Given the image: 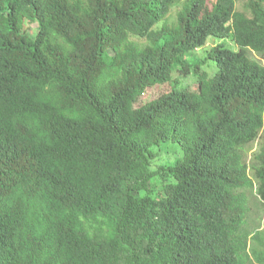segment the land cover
<instances>
[{
  "label": "trees",
  "instance_id": "trees-1",
  "mask_svg": "<svg viewBox=\"0 0 264 264\" xmlns=\"http://www.w3.org/2000/svg\"><path fill=\"white\" fill-rule=\"evenodd\" d=\"M238 1L0 0V264L250 263L264 0ZM209 38L236 46L213 77L183 61ZM165 143L183 157L152 170ZM255 160L264 203V143Z\"/></svg>",
  "mask_w": 264,
  "mask_h": 264
},
{
  "label": "rangeland",
  "instance_id": "rangeland-1",
  "mask_svg": "<svg viewBox=\"0 0 264 264\" xmlns=\"http://www.w3.org/2000/svg\"><path fill=\"white\" fill-rule=\"evenodd\" d=\"M212 2L215 0H211ZM244 3L245 0H239L236 4L237 11H244ZM181 6H174L170 14L168 15L167 22L169 24L175 23L177 13L180 11ZM161 27V24L158 25V28ZM132 41L143 44L145 41L139 38H132ZM226 42L232 48L236 49V46L232 44L231 41H222L216 38H209L206 45L203 47L187 54L183 57V61L186 62L188 65L200 64L202 69L207 71L210 77H213L215 74V66L211 61L208 59L209 52L212 48L216 47L217 45ZM249 57L254 61H257L264 65V55L249 52ZM174 80L179 83V88H186L190 85H197L198 77L196 74H188L185 75L180 72V68H176L173 73ZM264 143V130L260 133L259 139L250 144L245 150V162L248 166V176L254 182V188L249 190H244L246 192L248 198V206H249V214L247 216V224L243 229V233L247 235L249 243H248V250L250 256V263L249 264H258L253 257V250L262 249L264 250V203L261 201L260 197L257 194V181L254 175V169L256 168V160L255 157L259 153V149L261 144ZM154 153L156 157L153 159L151 163L152 170H157L162 165H169L174 164L176 160L183 157L182 149L174 143H165L162 144L154 149ZM153 189L154 193H158L161 190V185L159 183H155L153 186H150ZM256 232L260 233V240H254L252 237Z\"/></svg>",
  "mask_w": 264,
  "mask_h": 264
}]
</instances>
